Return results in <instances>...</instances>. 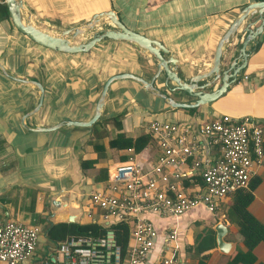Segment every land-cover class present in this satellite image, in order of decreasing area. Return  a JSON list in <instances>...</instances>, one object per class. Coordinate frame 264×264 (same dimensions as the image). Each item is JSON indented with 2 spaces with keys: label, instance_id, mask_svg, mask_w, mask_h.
<instances>
[{
  "label": "crops",
  "instance_id": "crops-1",
  "mask_svg": "<svg viewBox=\"0 0 264 264\" xmlns=\"http://www.w3.org/2000/svg\"><path fill=\"white\" fill-rule=\"evenodd\" d=\"M23 1L24 15L55 35L86 24L96 13L113 10L128 28L166 47L177 59L178 74L189 78L210 69L220 38L246 5L259 0ZM3 2L0 0V4ZM248 18L224 48V65L237 56L242 39L247 35L243 29ZM253 21V27L260 24L258 15ZM104 24L95 29L103 28ZM106 24L108 28H115L111 23ZM86 35L75 37L74 42H82L80 37ZM247 49L250 55L238 81L217 100L195 110L172 107L149 93L142 84L124 78L111 83L101 116L92 126L63 124L54 131H34L31 128L68 120H89L110 76L132 73L151 80L157 71V60L135 44L113 39H103L88 52L57 51L33 41L20 32L10 18L0 16V63L5 69L0 67V220H16L40 227L33 256L21 264H43L47 258L61 264L58 244L47 234L55 223H110L103 218L100 209L91 206L90 193L106 186L110 169L116 163L131 155L149 163L158 155L157 145L151 138L139 152L134 147L111 146L110 141L118 134L132 138L148 134V125L157 118L179 122L195 132L204 122L222 114L248 116L264 131V31ZM11 76L44 85V102L38 112L32 113L38 104L40 90L32 83L20 82ZM164 78L162 73L155 80L162 92L178 101H195V97L186 92H172L166 87ZM221 83L219 79L207 90L212 91ZM96 142L100 144L99 149L95 147ZM211 154L218 156L219 153L215 150ZM84 161L94 163L86 166ZM190 164L191 160L187 167ZM102 169L107 172L105 179ZM195 183H201L197 174L185 179L188 186ZM246 190L253 194L249 211L264 225V162ZM238 192L221 199L216 214L204 206L179 215L145 214L157 231L150 256L152 263L158 262L166 235L174 231L171 254L185 264H232L237 254L248 250L238 224L227 217L235 198L242 196L237 195ZM219 222L228 227L224 239L231 243L230 251L224 253L216 245L196 254L192 249L196 234L208 228L215 230ZM254 254L256 263L264 264V241L255 246Z\"/></svg>",
  "mask_w": 264,
  "mask_h": 264
},
{
  "label": "built area",
  "instance_id": "built-area-1",
  "mask_svg": "<svg viewBox=\"0 0 264 264\" xmlns=\"http://www.w3.org/2000/svg\"><path fill=\"white\" fill-rule=\"evenodd\" d=\"M148 134L157 145L156 159L144 163L131 155L116 163L106 186L89 195L91 206L100 209L103 218L129 224L126 254L115 231L108 228L103 235L61 242V264H153L150 256L157 231L145 214L179 215L198 206L216 214L221 199L249 188L264 162L263 128L248 116L222 114L195 132L179 122L157 118L148 125ZM215 150L218 156H212ZM191 174L199 175L201 183L186 185L185 179ZM39 235L37 225L0 220V264L27 262ZM174 239L175 232L170 231L156 264H185L171 254ZM43 264L55 262L47 258Z\"/></svg>",
  "mask_w": 264,
  "mask_h": 264
},
{
  "label": "water",
  "instance_id": "water-1",
  "mask_svg": "<svg viewBox=\"0 0 264 264\" xmlns=\"http://www.w3.org/2000/svg\"><path fill=\"white\" fill-rule=\"evenodd\" d=\"M5 3L7 4L11 20L15 27L40 45L65 53H82L90 51L103 39L123 40L148 51L157 60V71L151 80H147L132 73H120L110 76L103 85L96 104L95 113L89 120H68L65 122H59L52 126L31 128L34 131L42 132L54 131L60 128L63 124L92 126L101 116L111 83L118 79L130 78L137 81L142 84L149 93L162 98L172 107L196 108L198 106L211 103L225 94L231 84L238 81L239 75L246 67L248 57L250 55V50L247 49L248 44L251 41H256L257 36L264 31V0L251 2L244 7L241 14L233 21L224 35L220 38L216 47L214 61L210 69L204 73H199L189 78H182V76H180L177 72V59L170 55V51L166 47H164L159 41L128 28L113 10L96 13L86 24L74 27L73 29H65L59 35H55L43 30L39 25L34 23L29 16L24 15L25 5L23 0H5ZM256 15H258L260 24L253 27L255 24L253 18ZM102 17L105 18L104 21H102ZM247 17H249V21L243 29V32H246L247 35L242 39L238 54L232 61L227 62L224 65L222 63L224 48L237 35V31L241 23L244 22ZM106 22L111 23L115 28L100 29L99 31L94 32L90 39L80 43L74 42L75 37L79 35H86L88 31H93L99 24ZM0 67L5 70L1 63ZM162 73L165 76L164 83L167 88H169L172 92H186L195 97V101H178L158 89L155 85V80ZM12 78L20 82L32 83L40 90L38 104L33 109L32 113L38 112L44 102V85L34 80H27L19 77ZM219 79H221L222 83L218 88L213 89L212 91L207 90ZM28 114L25 115V117H27ZM70 219L72 220L73 218L71 217ZM214 228L217 233L216 240L218 248L222 252L228 253L231 248V243L225 241L224 239L228 231V227L224 223L219 222Z\"/></svg>",
  "mask_w": 264,
  "mask_h": 264
},
{
  "label": "trees",
  "instance_id": "trees-1",
  "mask_svg": "<svg viewBox=\"0 0 264 264\" xmlns=\"http://www.w3.org/2000/svg\"><path fill=\"white\" fill-rule=\"evenodd\" d=\"M4 2L0 4V16L11 19L7 4ZM190 110H195L191 108ZM150 135L144 133L136 138L127 137L125 134H118L116 138L110 141V145L119 148L134 147L137 152L141 151L150 141ZM99 143H95L96 149H99ZM93 164V161L89 162ZM88 161H84V165H89ZM104 173L103 178L107 176L105 169H102ZM241 197H236L232 205L227 211V217L230 221L238 224L240 232L243 235V241L247 246L248 250L245 253L237 254L232 264L239 262H246L247 264H262L256 263L257 257L254 254V248L259 243L264 241V225L256 219V217L249 211L248 205L253 197L250 190H239L238 194ZM108 228H112L115 231V236L118 243L121 246L123 254H126L129 238L130 229L129 224L125 221H114L109 223H99L97 221H90L86 223L80 222H58L53 224L47 231L50 240L59 244L71 237L78 236H99L103 235ZM204 232L198 233L195 236V244L193 251L196 254H200L209 250L217 245L216 231L212 228L204 229Z\"/></svg>",
  "mask_w": 264,
  "mask_h": 264
},
{
  "label": "rangeland",
  "instance_id": "rangeland-1",
  "mask_svg": "<svg viewBox=\"0 0 264 264\" xmlns=\"http://www.w3.org/2000/svg\"><path fill=\"white\" fill-rule=\"evenodd\" d=\"M102 24H103V23H102ZM105 24H106V23H105ZM105 24L102 25L103 28H100V29H107L108 26H109V24H106V25H105ZM100 29H94L93 31H88V33H89L88 35H86V36H81L80 38L83 39L82 42L86 41L85 39L89 38L90 36L93 35L94 32L99 31ZM87 40H88V39H87ZM77 41H79V40H77ZM79 42H81V41H79Z\"/></svg>",
  "mask_w": 264,
  "mask_h": 264
}]
</instances>
